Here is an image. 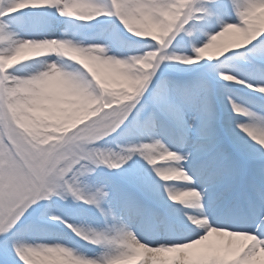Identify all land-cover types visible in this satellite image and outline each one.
<instances>
[{
    "label": "snow or ice",
    "instance_id": "obj_1",
    "mask_svg": "<svg viewBox=\"0 0 264 264\" xmlns=\"http://www.w3.org/2000/svg\"><path fill=\"white\" fill-rule=\"evenodd\" d=\"M0 264H264V0H0Z\"/></svg>",
    "mask_w": 264,
    "mask_h": 264
}]
</instances>
